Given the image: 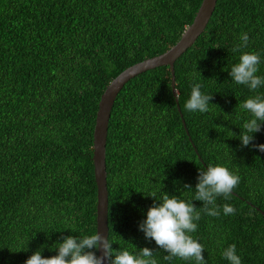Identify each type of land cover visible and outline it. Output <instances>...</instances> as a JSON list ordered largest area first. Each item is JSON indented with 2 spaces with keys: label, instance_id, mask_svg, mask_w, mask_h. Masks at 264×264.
Segmentation results:
<instances>
[{
  "label": "trees",
  "instance_id": "obj_1",
  "mask_svg": "<svg viewBox=\"0 0 264 264\" xmlns=\"http://www.w3.org/2000/svg\"><path fill=\"white\" fill-rule=\"evenodd\" d=\"M202 1L0 0V264H25L41 249L57 255L62 237L97 231L101 95L124 69L173 47ZM243 33L248 47L233 52ZM244 52L259 54L264 77V0H218L206 29L175 62L180 110L170 66L145 71L120 91L106 150L113 249L149 247L158 264H169L139 230L156 202L145 195L191 202L199 171L219 165L239 183L228 199L217 198L218 217L201 212L191 235L207 264H229L222 252L232 244L242 264H264V152L238 138L250 118L238 105L264 97V85L253 92L229 73ZM197 83L213 96L206 113L184 108ZM261 128L254 144H264ZM224 204L235 214L224 215Z\"/></svg>",
  "mask_w": 264,
  "mask_h": 264
},
{
  "label": "clouds",
  "instance_id": "obj_2",
  "mask_svg": "<svg viewBox=\"0 0 264 264\" xmlns=\"http://www.w3.org/2000/svg\"><path fill=\"white\" fill-rule=\"evenodd\" d=\"M249 36L243 33L240 43L236 44L232 51L240 52L247 48ZM261 58L259 54L244 52L239 56V62L231 67L229 71L231 79L238 85H244L251 91H256L264 85V77L257 75ZM213 96L202 94L201 85L195 84L191 88L190 98L184 104L188 112L206 113L209 111L210 101ZM238 107L249 114L250 118L245 120L242 132L239 135L242 147L258 149L264 152V144H254V133H259L264 123V97H250ZM236 136V134H235ZM195 185L194 198L191 202L179 199L177 196H169L164 192L159 200L156 193H150L156 201L146 213V218L139 223V230L145 235V239L155 241V244L167 254L163 259L169 264L174 259L183 261H194L195 264H207L203 253L204 246L197 242L191 235L196 232L197 223L201 219V212L208 216L218 217L221 208L216 204L218 197L228 199L233 189L239 183V176L233 174L224 166H208L207 170H200ZM187 190H193L191 184L184 186ZM193 201H202L200 210ZM224 215L235 214L234 206L224 204L222 206ZM63 242L53 245V250L58 254L44 257L42 249L34 252L25 264H158L154 249L143 247L138 251L130 252L126 249H113V243L99 230L91 235L82 237H62ZM100 253L99 255L97 253ZM222 256L229 264H242L236 253V245L227 247Z\"/></svg>",
  "mask_w": 264,
  "mask_h": 264
},
{
  "label": "water",
  "instance_id": "obj_3",
  "mask_svg": "<svg viewBox=\"0 0 264 264\" xmlns=\"http://www.w3.org/2000/svg\"><path fill=\"white\" fill-rule=\"evenodd\" d=\"M217 1L203 0L193 22L187 26L180 40L173 47L162 54L146 58L127 67L109 83L101 95L94 129L93 161L95 180L98 188L97 231L99 230L106 237H109V191L106 150L109 124L116 99L125 84L132 78L156 67L170 66L172 69L173 93L180 110L178 91L176 89L175 62L197 41L206 29L216 8ZM184 125L186 126L185 121Z\"/></svg>",
  "mask_w": 264,
  "mask_h": 264
}]
</instances>
